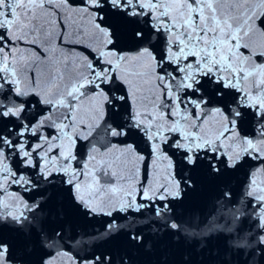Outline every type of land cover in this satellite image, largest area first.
<instances>
[{
    "label": "snow or ice",
    "instance_id": "obj_1",
    "mask_svg": "<svg viewBox=\"0 0 264 264\" xmlns=\"http://www.w3.org/2000/svg\"><path fill=\"white\" fill-rule=\"evenodd\" d=\"M260 177L264 0H0V264H264Z\"/></svg>",
    "mask_w": 264,
    "mask_h": 264
},
{
    "label": "water",
    "instance_id": "obj_2",
    "mask_svg": "<svg viewBox=\"0 0 264 264\" xmlns=\"http://www.w3.org/2000/svg\"><path fill=\"white\" fill-rule=\"evenodd\" d=\"M261 180H264V177H260ZM214 194V189L208 180L203 181V189L199 192L193 193L186 201H185V209L186 211L193 217L200 216L209 206L212 196ZM99 227V224L96 225ZM193 245L197 243L195 238L192 241ZM157 257H154L152 254H144L138 258L139 264H152ZM57 264H67L66 260H57Z\"/></svg>",
    "mask_w": 264,
    "mask_h": 264
}]
</instances>
